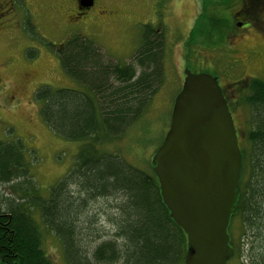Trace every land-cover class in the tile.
I'll use <instances>...</instances> for the list:
<instances>
[{"label":"trees","instance_id":"obj_1","mask_svg":"<svg viewBox=\"0 0 264 264\" xmlns=\"http://www.w3.org/2000/svg\"><path fill=\"white\" fill-rule=\"evenodd\" d=\"M145 35L135 64H114L82 36L57 48L62 70L81 90L44 86L34 97L48 129L81 147L70 171L41 198L20 188L28 176L21 142L0 141V188L9 190L0 193V264H52L41 249V228L57 239L65 264H184L186 236L162 202L152 167L142 172L103 150L141 115L162 78V33ZM256 83L244 102L249 148L228 227L238 221L239 245L227 231L241 264H264V82ZM102 200L110 208L99 213L92 207Z\"/></svg>","mask_w":264,"mask_h":264},{"label":"rangeland","instance_id":"obj_2","mask_svg":"<svg viewBox=\"0 0 264 264\" xmlns=\"http://www.w3.org/2000/svg\"><path fill=\"white\" fill-rule=\"evenodd\" d=\"M199 1L97 0L100 9L96 7L87 19L80 20L73 13V0H18L17 23L7 19L4 23L11 27L5 32L0 30V141L10 143L19 140L25 149L28 176L27 184L19 181L22 190L29 194L35 190L39 197L44 198L70 171L81 147V143L65 140L48 129L40 117V104L34 97L36 91L44 86L53 90H81L80 85L62 70L56 55L57 48L72 36L90 40L107 60L124 65L135 64L133 58L144 46L148 29L151 33H162L163 70L161 80L155 84L157 90L125 134L118 141L103 146L104 151L118 155L142 172L151 173L152 157L168 130L173 102L183 83L181 46L190 22L200 12V6L204 13L202 21L211 25L212 19H216L212 4L227 0ZM23 3L27 7L22 6ZM103 7L112 13L99 14ZM220 9L215 14L224 20V38H228L233 34L232 23L229 25L227 20L230 9L222 6ZM96 15H101V18ZM223 43H227V39ZM245 46H255L257 51L252 53L251 67L250 64L246 67L247 74L252 75L253 69L254 75L264 78L262 38L254 35ZM243 54H238V57H244ZM211 55L216 59L215 69L190 66V70L209 73L222 86L225 79L231 83L240 79L241 70L230 63L231 58L223 52L221 45L214 52H209V57ZM136 68L140 72L141 69ZM242 109L249 115L246 107ZM234 122L239 141L248 150L245 133L248 123L239 115L235 116ZM244 125H247V130ZM2 192L9 193L8 187H1ZM98 202L92 207L95 211L109 210L110 201ZM34 217L38 220L37 214ZM101 224L106 231L109 230L108 225ZM228 229L233 244L239 245L243 234L238 221ZM41 235V249L52 264H65L57 239L50 233H44L43 228ZM226 264H241V261L235 255Z\"/></svg>","mask_w":264,"mask_h":264},{"label":"water","instance_id":"obj_3","mask_svg":"<svg viewBox=\"0 0 264 264\" xmlns=\"http://www.w3.org/2000/svg\"><path fill=\"white\" fill-rule=\"evenodd\" d=\"M91 7L93 0H80ZM170 123L151 160L163 204L186 236L184 264H226L241 153L217 79L185 69Z\"/></svg>","mask_w":264,"mask_h":264},{"label":"flooded vegetation","instance_id":"obj_4","mask_svg":"<svg viewBox=\"0 0 264 264\" xmlns=\"http://www.w3.org/2000/svg\"><path fill=\"white\" fill-rule=\"evenodd\" d=\"M80 0H73V13L79 18L87 19L88 15L94 11L97 6V0H93V5L87 7L81 5ZM201 2V0L199 1ZM17 4H20L18 0H0V30L9 29L10 24H5L4 21L7 19H12L13 23H17ZM22 6L27 7L26 3H23ZM222 7H229L228 14V24L232 23V36L224 38L223 28L225 22L221 16L215 14L221 11ZM211 8L213 10V15L216 19H212L214 22H211V25L207 22H203L204 13L202 7L196 17L190 22V27L187 31V36L182 43V61L181 68L182 72L185 69H188L192 74H199L205 72H193L190 70V66L199 68H208L210 70L215 69L216 59L214 55L209 57V52H214V49L221 45L223 52L229 54L231 60L230 63L234 67H237L241 70L240 79L231 83V81H224V85L218 83L219 87L222 90L224 99L226 100L228 110L233 120L234 128L237 135L238 147L241 153L242 166L240 175L242 172L244 155L247 153V149L243 148V144L239 141L238 131L234 118L236 115H239L243 121L249 123V115L245 114V111L242 108H245V99L248 95V90L255 84L257 81L264 82V78L257 77L254 75L252 69V75L247 74L246 67L250 64L252 53L256 51L255 46L247 48L246 42L251 41L254 35H260L262 42L264 43V0H227L225 3H213ZM100 9V7H99ZM103 10L99 14H111L112 12L108 11L107 8L103 7ZM105 12V13H104ZM202 12V13H201ZM60 15V11L57 12ZM91 15V14H90ZM113 15V14H112ZM222 15V12H221ZM97 18H101V15H96ZM112 17V16H109ZM12 23V25H13ZM204 23L207 25L205 26ZM213 24V25H212ZM206 28L208 29L206 31ZM157 30V29H156ZM195 31L194 37L192 33ZM202 34H200V33ZM204 32V33H203ZM227 39V43H223ZM192 41V42H191ZM194 41V42H193ZM194 43V44H193ZM61 46V45H60ZM238 48V49H237ZM264 48V47H263ZM240 51H243L244 54ZM206 52V54H204ZM257 52V51H256ZM203 53V54H202ZM238 54H243L244 57H238ZM209 74V73H208ZM211 75V74H210ZM214 77V76H212ZM215 78V77H214ZM184 80V74H183ZM218 82V81H217ZM257 84V83H256ZM247 108V107H246ZM247 112V111H246ZM244 129L247 130V125H244ZM249 128L247 130V133ZM247 143V142H246ZM248 144V143H247ZM249 148V145H247ZM240 178V177H239ZM231 220V219H230ZM230 225V223H229Z\"/></svg>","mask_w":264,"mask_h":264}]
</instances>
